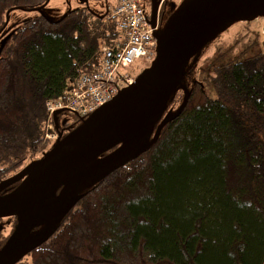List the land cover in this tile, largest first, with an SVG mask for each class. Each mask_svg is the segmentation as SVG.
I'll use <instances>...</instances> for the list:
<instances>
[{
	"label": "trees",
	"instance_id": "16d2710c",
	"mask_svg": "<svg viewBox=\"0 0 264 264\" xmlns=\"http://www.w3.org/2000/svg\"><path fill=\"white\" fill-rule=\"evenodd\" d=\"M44 1L0 0V30L10 9ZM35 13L1 31L10 34L0 52V181L49 148L46 101L95 71L102 48L121 38L115 23L86 10L55 21ZM260 45L258 29L246 22L189 65L180 115L145 152L86 190L16 264H264ZM183 96L178 89L167 111ZM66 125L59 126L64 133ZM8 220L3 239L15 223Z\"/></svg>",
	"mask_w": 264,
	"mask_h": 264
},
{
	"label": "water",
	"instance_id": "95a60500",
	"mask_svg": "<svg viewBox=\"0 0 264 264\" xmlns=\"http://www.w3.org/2000/svg\"><path fill=\"white\" fill-rule=\"evenodd\" d=\"M43 5L26 10L40 12ZM10 11L0 30V52L10 34L1 32ZM258 17H264V0H182L154 30V58L131 84L87 117H79V124L66 133L57 118L64 110H56L58 136L51 147L0 181V231L8 218L16 220L0 247V264H16L44 243L86 190L153 145L187 103V67L220 33ZM149 22L155 27L153 14ZM178 89L184 91L182 102L167 111Z\"/></svg>",
	"mask_w": 264,
	"mask_h": 264
},
{
	"label": "built area",
	"instance_id": "2783aa9c",
	"mask_svg": "<svg viewBox=\"0 0 264 264\" xmlns=\"http://www.w3.org/2000/svg\"><path fill=\"white\" fill-rule=\"evenodd\" d=\"M103 20L115 23L121 38L113 45L102 48L100 64L95 71L81 73L58 97L46 101L44 137L50 142L58 136L53 121L56 110L63 109L79 117H87L112 99L119 89L133 82L134 77L128 69L136 60L150 64L154 58V30L161 21L156 19L155 27H152L140 0H113ZM254 22L264 40V17H258Z\"/></svg>",
	"mask_w": 264,
	"mask_h": 264
},
{
	"label": "rangeland",
	"instance_id": "374dc122",
	"mask_svg": "<svg viewBox=\"0 0 264 264\" xmlns=\"http://www.w3.org/2000/svg\"><path fill=\"white\" fill-rule=\"evenodd\" d=\"M52 3H53V10L46 11V14H47L46 16L50 20L55 21V20L60 19L64 15L66 10L69 8V5L66 4L62 0H53ZM52 3L50 5H52ZM112 5H113V0H106L104 2L101 1L95 5V10H96L98 15H105ZM35 14L36 13L33 11H26V10H22V9L12 10L9 14L7 29L9 31L15 30L25 20L33 17ZM243 23L245 24L246 22H237V23L233 24L231 27H229L223 33H220L215 40H213L212 42L207 44L201 50L200 54L198 55V59H201L205 54L210 52L212 47H214L216 45V43L219 44L220 42L221 43L222 42L223 43L228 42L233 37V34L239 29V27ZM249 24H250L251 28L257 29V26H256L257 24L255 22H249ZM260 39H261L260 50H264V40L261 37H260ZM148 65H149L148 62H145L143 60H136L132 64V66L128 69V71L131 75H133V77H135L142 69H144ZM57 118H58L59 126L61 127L64 124V122H67V123L75 122V120L77 119V115H75L74 113L68 112V111H63V112L58 114ZM52 143H53V141L50 143L49 148L51 147Z\"/></svg>",
	"mask_w": 264,
	"mask_h": 264
},
{
	"label": "flooded vegetation",
	"instance_id": "af4514ba",
	"mask_svg": "<svg viewBox=\"0 0 264 264\" xmlns=\"http://www.w3.org/2000/svg\"><path fill=\"white\" fill-rule=\"evenodd\" d=\"M62 1H64L66 4L69 5V8L66 11L77 8V9H82V10H86V11H89L91 13L97 14V12L95 10V5L101 1L104 2L106 0H62ZM181 1L182 0H140L141 5H142L146 15L148 17H150L153 14L155 17V20L159 19L160 21L166 20L172 14V12L176 9V7L178 6V4ZM52 2H53V0H45L43 3L44 5L41 8L40 12L33 11V10H26V9L25 10L37 12V13H40V14L44 15L45 17H47L46 11L53 10V3ZM51 3H52V5H50ZM27 9H32V8H27ZM79 122H80L79 116H77V119L75 120V122L67 123L65 129H71V128H73V126L75 124H79ZM2 221L3 220L1 219L0 222H2ZM14 224H13V226H14ZM13 226H12V228H13ZM11 230L9 231V233L6 235V237L4 239L2 236L0 237V247L4 244L6 238L10 234ZM20 261H22V259Z\"/></svg>",
	"mask_w": 264,
	"mask_h": 264
}]
</instances>
